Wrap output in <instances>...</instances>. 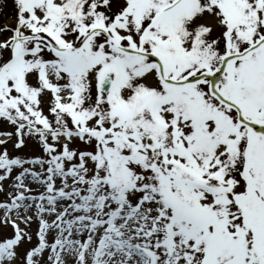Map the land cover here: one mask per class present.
Instances as JSON below:
<instances>
[{
	"label": "snow or ice",
	"instance_id": "6c2138e0",
	"mask_svg": "<svg viewBox=\"0 0 264 264\" xmlns=\"http://www.w3.org/2000/svg\"><path fill=\"white\" fill-rule=\"evenodd\" d=\"M0 264H264V0H0Z\"/></svg>",
	"mask_w": 264,
	"mask_h": 264
},
{
	"label": "rangeland",
	"instance_id": "374dc122",
	"mask_svg": "<svg viewBox=\"0 0 264 264\" xmlns=\"http://www.w3.org/2000/svg\"><path fill=\"white\" fill-rule=\"evenodd\" d=\"M34 227H35V225H34Z\"/></svg>",
	"mask_w": 264,
	"mask_h": 264
}]
</instances>
